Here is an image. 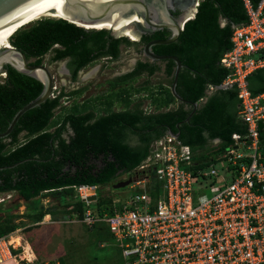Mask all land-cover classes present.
Returning a JSON list of instances; mask_svg holds the SVG:
<instances>
[{"label":"trees","instance_id":"1","mask_svg":"<svg viewBox=\"0 0 264 264\" xmlns=\"http://www.w3.org/2000/svg\"><path fill=\"white\" fill-rule=\"evenodd\" d=\"M251 1L256 4L259 0ZM222 18L227 21L224 26ZM247 18L243 0H203L196 16L185 23L177 41L153 47L156 53L175 55L184 64L177 84V92L182 97L191 102L207 97L189 121L186 119L193 106L186 108L181 103L178 108L168 110V106L176 102L168 84L161 83L158 93L150 92L148 107L154 108L152 112L148 107L145 110L143 102L132 106L133 92L147 89L141 84L135 86L133 81L143 72L152 75L161 70L160 63L149 60H140L133 71L110 81L112 91L105 95L103 102L105 114L94 122L91 121L93 113L88 112L94 104L74 100L68 106L60 105L61 97H72L77 90L62 92L25 112L9 136L0 138V193L17 191L28 210H37L28 214L34 222L41 221L46 214L54 219L72 216L81 220L87 205L76 196L74 186L98 184L101 187L113 182L120 174L138 167L150 153L153 141L167 132H180V141L193 149L196 167L205 169L213 159L217 161L215 156L234 144V133L246 135L248 132V125L238 115L237 89L217 88L229 73L220 60L232 47L233 25L244 23ZM26 25L10 37L12 45L20 48L33 64H41L50 51L53 52L52 62L70 58L74 78L79 70L100 56L117 59L121 45L133 43L125 36L112 35L106 29L109 26L86 29L64 18H42ZM170 35L167 29L158 30L145 34L143 40ZM162 62L171 84L176 63L172 59ZM6 72V77L0 80V132L5 131L17 111L43 89L41 81L10 65ZM119 82L124 83L123 88L114 89ZM248 84L254 96L264 93V67L248 76ZM210 86L217 89L209 96ZM116 101L123 105L120 110L114 109ZM58 107L61 112L56 114ZM134 138L136 143L132 141ZM215 139H220L219 147H209ZM259 149L264 155V128L259 130ZM41 195L57 197L60 203L44 209L40 205ZM34 202L40 207L32 206ZM93 204L90 206L95 212H113L112 198L99 194ZM12 209L0 204V236L19 225L15 221L17 216L11 214ZM60 264L66 263L61 259Z\"/></svg>","mask_w":264,"mask_h":264},{"label":"built area","instance_id":"2","mask_svg":"<svg viewBox=\"0 0 264 264\" xmlns=\"http://www.w3.org/2000/svg\"><path fill=\"white\" fill-rule=\"evenodd\" d=\"M202 1L197 0V9ZM243 2L248 18L233 26L232 47L220 60L229 73L217 88L237 89L238 115L248 132L234 133V144L216 157L225 168H218L214 159L205 169L196 167L192 147L165 133L126 176L137 178L134 182L142 188L126 203L116 205L113 200L112 213L95 212L90 206L94 200L89 198H98L99 185L74 186L87 205L81 221L105 223L125 264H264V155L259 149L264 93L254 96L248 84V76L264 67V0ZM58 87L54 77L51 98L61 93ZM227 171L231 179L223 177L225 184L217 192H203L215 185L213 176ZM6 199L0 197V202ZM10 234L0 236V264L14 258Z\"/></svg>","mask_w":264,"mask_h":264},{"label":"rangeland","instance_id":"3","mask_svg":"<svg viewBox=\"0 0 264 264\" xmlns=\"http://www.w3.org/2000/svg\"><path fill=\"white\" fill-rule=\"evenodd\" d=\"M42 18L51 17H49V15H43V17L41 16V18L38 17L34 20L37 21ZM34 20H32L33 22L27 24L26 26L34 23ZM52 54V51L46 54L43 62L49 65L52 72L54 73L56 83L59 86L57 91L62 89L64 92H70L72 90L83 88L84 93L79 97V100H83L86 98V96H89L90 93L94 95L100 92L104 93L110 84V82L104 80L105 77H115L114 74L117 71H128L133 66V62L138 58L143 60L147 59L138 53L136 46L127 45L125 49H121V57L118 60H112L110 57L99 58L95 60L84 70H82L80 73L82 79L79 82L73 83L70 81L67 73H65V67L67 66L65 64V60H60L58 63L52 62ZM160 64L163 65V63ZM2 78L3 76H0V80H3ZM144 80L146 79L141 75V78L139 80L133 81V84L135 86H139L142 84V82H144ZM151 81L152 83L165 81L168 84V77H166L163 73L156 74L155 77L151 79ZM141 93V99H143L144 92ZM74 99V96H63L61 97L60 104L62 106H68L73 103ZM136 100L138 101V99ZM141 102H143L145 105H143V107L147 108L148 101L144 100ZM95 105L96 104L94 103V109L101 107V105H97L99 107H95ZM150 109L154 110V108ZM60 112V107H58L56 109V114ZM218 146L219 145H217L216 141L209 145V147L215 148ZM220 163L221 161L218 162L217 167L225 168L221 166ZM219 172H221V170ZM126 176L127 175H121L113 182L99 187L98 195L100 194L102 197L112 198L116 205L126 203L129 199H131V196L135 190L142 188L141 184H137L135 182H132L122 188H115L114 184L121 179L125 180L128 177ZM223 177H226L229 180L231 179V174H229L227 171L223 176H213L212 179L215 182V185L213 187L206 188V190L203 192L207 193L208 195L217 192L220 187L225 184ZM133 186L135 188H133ZM204 186V184L199 185V188L195 189V192H198L199 189H203ZM8 194L10 199L7 201L9 202L0 204H3L4 207L12 206L13 209L11 214L17 216L15 218L17 224H19V222L22 220L21 218L27 217L31 212H37V210L30 211L28 208L26 209L27 204L21 201V199L18 197L17 191L2 193L0 194V197H6L8 199ZM41 196H43L41 198L42 202L39 204L43 206V208L51 207L52 205H58L60 203L57 197H51L47 195ZM96 200L93 201V205L96 204ZM14 204H18L19 206L15 207ZM31 204L32 206H35L37 203L35 204L34 202ZM40 205L37 204V207H40ZM19 218L20 220H18ZM39 222L41 223L39 224L35 223L34 221H30V223H34V225L31 224V229L25 228L22 230L16 228L13 230L14 232H11V234L8 236V238L13 237L8 239L11 242H14L15 239V242L12 246H15V243L18 242L16 240L20 239V246L18 248L12 247L14 250H17V253H14L15 264H28L29 261L24 256L31 258L33 260L32 264H58L61 259L64 260L66 264H125L119 243L115 240L113 234L109 230V227L104 223H98L94 226L82 222L77 217L64 216L63 218L54 219L52 215L51 217H44ZM19 234H21V236ZM28 243L31 244L33 250L37 253V258L34 257ZM25 245H27L26 251L22 247H25ZM5 264L14 263L9 261Z\"/></svg>","mask_w":264,"mask_h":264},{"label":"water","instance_id":"4","mask_svg":"<svg viewBox=\"0 0 264 264\" xmlns=\"http://www.w3.org/2000/svg\"><path fill=\"white\" fill-rule=\"evenodd\" d=\"M197 2V0H196ZM195 4L185 7L179 16L174 15L175 0H0V33L32 18L40 13L54 12L64 14V19L79 26L94 25L99 23H109L115 31H124L131 27L140 39L144 33H154L161 29H168L171 35L165 39H154L144 46V54L151 60L162 61L172 59L176 63L174 80L171 85L173 95L177 100L191 104L194 109L186 121L190 120L192 114L197 110L199 104L191 102L182 97L177 92L179 74L184 67L182 61L175 55L158 54L153 50L157 44H170L179 39L184 29L185 23L194 18L198 12ZM191 10V11H190ZM190 12L193 15L190 16ZM108 29L115 37L125 36L134 41L126 34H118ZM7 65L12 66L18 72L32 76L43 83L41 93L32 101L23 106L14 115L8 128L0 132V138H6L12 132L20 117L28 110L41 105L51 98L53 89V72L49 65L42 62L33 64L26 54L18 47L0 44V76L6 72ZM260 128H264L262 123ZM173 135L179 137L180 132ZM137 181V178L120 180L114 184L115 188H122ZM97 196H92L89 200H96Z\"/></svg>","mask_w":264,"mask_h":264},{"label":"flooded vegetation","instance_id":"5","mask_svg":"<svg viewBox=\"0 0 264 264\" xmlns=\"http://www.w3.org/2000/svg\"><path fill=\"white\" fill-rule=\"evenodd\" d=\"M194 3H196V0H175V7H176V10L174 11V15H176V16H179L183 11H185L184 9H185V7H192L193 5H194ZM191 11V10H190ZM161 30H166V29H161ZM168 30V29H167ZM155 32H157V31H155ZM154 32V33H155ZM154 33H144L143 35H142V37L140 38V39H137V40H134V41H132L133 43L130 45V46H136V48H137V51H138V53L139 54H141L142 56H144V57H146L147 59H145V60H149L150 62H155L154 60H151L148 56H146L145 54H144V46L149 42V41H151V40H154V39H165V38H153V39H151V40H149V41H147V42H145L144 40H143V36L145 35V34H154ZM154 50V49H153ZM163 55H168V54H163ZM121 57V53H120V56L117 58V59H114V60H118L119 58ZM99 58H109V56H100ZM99 58H97V59H99ZM111 58V57H110ZM96 59V60H97ZM62 60H65V64L67 65L66 67H65V73H67V75H68V77L70 78V81L71 82H73V83H75V82H79L82 78H81V76H80V73L82 72V70H84L86 67H83L81 70H79V72H78V74H77V77L76 78H74L73 76H72V70H71V68L69 67V61H70V58H65V59H62ZM113 60V59H112ZM140 60H143V59H141V58H138L136 61H134L133 62V66L130 68V70H128V71H126V72H122V71H117V72H115V77H105L104 78V80H106V81H108V82H110L111 80H115V79H118L120 76H123L124 74H126V73H129V72H131V71H133L136 67H137V65H138V62L140 61ZM145 60H143V61H145ZM60 60H58V61H53V62H55V63H58ZM157 62H159V61H157ZM159 63H163L162 61H160ZM89 66V65H88ZM166 66V65H165ZM53 78H54V73H53ZM107 82V83H108ZM123 85H124V83H118L117 85H116V87L114 88V89H116V90H118V89H121V88H123ZM77 90V93L74 95V97H75V99L74 100H76V101H79V102H84V101H87L88 103H90V104H96L95 105V107H99V106H97V105H101V107L100 108H95L94 109V107H92V105H91V109H89V111L88 112H92L93 113V117H92V119H91V121L92 122H94V121H96L98 118H99V116H101V115H103V114H105V104L103 103L105 100H106V94H108L109 92H111L112 91V83L110 82V84H109V86L107 87V89H106V91L103 93H97L96 95H94V94H92V93H90V95L89 96H86V98H84L83 100H79V97L80 96H82L83 95V93H84V90H83V88L82 89H76ZM76 90H72V91H76ZM79 90H81L82 91V93H80L81 91H79ZM62 92H64V90H61V93ZM60 93V94H61ZM65 93H68V92H65ZM59 94V95H60ZM139 94H140V98H139ZM141 92H136L135 94H133V98H134V104L133 105H135V103H137V102H139L140 100H142L141 99ZM58 95V96H59ZM143 95H144V93H143ZM69 95H65V97H68ZM138 96V97H137ZM136 99H138V101L136 100ZM143 100H144V98H143ZM60 102H61V98H60ZM61 105V104H60ZM121 105V106H120ZM120 106V107H119ZM123 107V105L122 104H120L118 101H116V103H115V105H114V109L115 110H120L121 108ZM151 112H152V109H151ZM133 141V143H136V139L134 138V140H132Z\"/></svg>","mask_w":264,"mask_h":264},{"label":"crops","instance_id":"6","mask_svg":"<svg viewBox=\"0 0 264 264\" xmlns=\"http://www.w3.org/2000/svg\"><path fill=\"white\" fill-rule=\"evenodd\" d=\"M226 20L225 19H221V24H222V26H224L225 24H226ZM236 25V24H235ZM234 26V25H233ZM126 44L125 43H123L122 45H121V49L123 48V49H125L126 48ZM145 61H148V60H145ZM153 62V61H152ZM160 62V61H159ZM158 62V63H159ZM130 70V69H129ZM122 72H126V71H122ZM164 74L166 77H168V86L170 87V89H171V85H172V83L171 84H169L170 83V81H171V77H169V76H167V74H166V72H165V63L163 62V65H162V67H161V70H158V71H156L154 74H152V75H149L148 74V72H143L141 75L143 76V78H145L146 80H144V82H142V84H141V86H147V89H144V90H142L141 92H144V95H143V98H144V100H147L148 101V104L151 102V99H150V97H148L149 96V94H150V92L152 91V90H154V91H156L157 93H158V90H159V87H160V85H161V83L162 84H164V85H166L167 83L165 82V81H159L158 83H152V81H151V79L153 78V77H155V75L156 74ZM141 75L140 76H138L137 77V80H139L140 78H141ZM216 89L217 88H211V86L208 88V90H207V95H211V94H213L215 91H216ZM172 91V90H171ZM136 93V91H134L133 92V94H135ZM147 97V98H146ZM206 99H207V97L206 98H204L202 101H199V102H197L198 104H199V107H200V105L202 104V103H204L205 101H206ZM143 99L142 100H140L139 102H141V101H144ZM138 103V102H137ZM181 103H183V102H181V101H179V100H177L176 99V102H174V103H171L169 106H168V110H170V109H176V108H178L179 107V105L181 104ZM134 104V103H133ZM133 104H132V106H133ZM136 104V103H135ZM148 104H147V107H148ZM185 104V107L186 108H190V107H192V105L191 104H187V103H184ZM144 104L142 103V106H143ZM145 106V105H144ZM145 108V107H144ZM147 108H145V110H146ZM193 109H194V107L192 108V111H193ZM169 133V132H168ZM176 136V135H175ZM179 138V137H178ZM180 140V139H179ZM216 140H218V139H216ZM215 140V141H216ZM214 141V142H215ZM217 143H218V145H219V143L221 142L220 141V139L218 140V141H216ZM211 144V143H210ZM219 147V146H218ZM217 148V147H216ZM218 155H220V154H218ZM218 157V156H217ZM220 160H217V164H218V162H219ZM216 162V161H215ZM221 166L223 165V164H220ZM221 170V172H222V169H220ZM219 170V171H220ZM12 192H15V191H12ZM21 201H23L24 203H26L24 200H22L21 199ZM7 202H9V201H5V202H3V203H7ZM26 209H27V206H26ZM47 217H51V214H46L45 215V218H47ZM22 220L19 222V225L16 227V228H19V229H31V226L32 225H34V223L32 224V223H30V221H32V219H30L28 216L27 217H23V218H21ZM49 219V218H48ZM18 220H20V218L18 219ZM24 220V221H23ZM27 220V221H26ZM35 223H41V222H35ZM32 224V225H31ZM11 232H14V231H11ZM10 232V233H11ZM20 236H21V234H19ZM29 244V246H30V249L32 250V252H33V255H34V257H36L37 258V253L33 250V247L31 246V244L30 243H28ZM26 246L27 245H25V250H26ZM29 260L30 261H32L33 262V260L31 259V258H29Z\"/></svg>","mask_w":264,"mask_h":264},{"label":"bare ground","instance_id":"7","mask_svg":"<svg viewBox=\"0 0 264 264\" xmlns=\"http://www.w3.org/2000/svg\"><path fill=\"white\" fill-rule=\"evenodd\" d=\"M43 15H50L49 17H56V18H64V14H61V13H54V12H47V13H40V14H38V15H36V16H34V17H32V18H29V19H27V20H25L24 22H22V23H20V24H18V25H16V26H14V27H12V28H10V29H8V30H6V31H4V32H2V33H0V44H3V45H9L10 44V37L19 29V28H21V27H23L24 25H26V24H28V23H31V22H33L32 20H34L35 18H38V17H40L41 18V16H43ZM188 15H190V16H192L193 15V12H190V14H188ZM35 21V20H34ZM84 26H87L88 28H96V29H102V28H106V26H109V28L111 29V30H113L114 32H116V33H118V34H126V35H128V36H130L133 40H137L138 39V37L136 36V34L134 33V31H133V29L131 28V27H128L127 29H125L124 31H115L114 29H113V27H112V25H110L109 23H99V24H94V25H84ZM131 35H134V36H131ZM13 236V235H12ZM9 238H13V237H9ZM13 240V239H12ZM9 242H11L10 240H8ZM16 241H18L17 243H15V244H19V246H20V239L18 240H16ZM14 242H15V239H14ZM14 242H11V243H14ZM18 246V247H19ZM27 247V246H26ZM24 254V253H23ZM21 255H22V253H21ZM15 259L14 258H8V261H6L5 263H7V262H9V261H12L14 264H15V261H14ZM4 263V264H5Z\"/></svg>","mask_w":264,"mask_h":264},{"label":"clouds","instance_id":"8","mask_svg":"<svg viewBox=\"0 0 264 264\" xmlns=\"http://www.w3.org/2000/svg\"><path fill=\"white\" fill-rule=\"evenodd\" d=\"M167 133H168V132H167ZM169 133H170V132H169ZM215 140H216V139H215ZM215 140H214V141H215ZM214 141H213V142H214ZM217 145H218V143H217ZM223 152H224V151H223ZM217 156H218V155H217ZM217 156H215V157H217ZM141 163H142V162H141ZM136 168H137V167H136ZM134 170H135V169H133V170H131V171H129V172H133ZM129 172L122 173V174L119 175V177H120L121 175H128ZM119 177H118V178H119ZM139 179H141V178H139ZM121 180H122V179H121ZM123 180H124V179H123ZM125 180H126V179H125ZM119 181H120V180H119ZM97 185H98V184H97ZM99 187H100V186H99ZM9 192H12V191H9ZM4 193H8V192H4ZM0 194H2V193H0ZM7 200H9V199L4 200L3 202H5V201H7ZM3 202H0V203H3Z\"/></svg>","mask_w":264,"mask_h":264}]
</instances>
